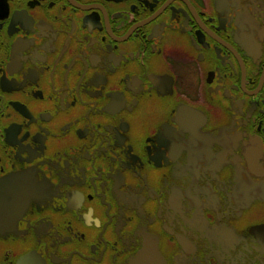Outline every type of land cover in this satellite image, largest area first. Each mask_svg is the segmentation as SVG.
Instances as JSON below:
<instances>
[{"label": "flooded vegetation", "instance_id": "af4514ba", "mask_svg": "<svg viewBox=\"0 0 264 264\" xmlns=\"http://www.w3.org/2000/svg\"><path fill=\"white\" fill-rule=\"evenodd\" d=\"M0 264H264V0H0Z\"/></svg>", "mask_w": 264, "mask_h": 264}]
</instances>
